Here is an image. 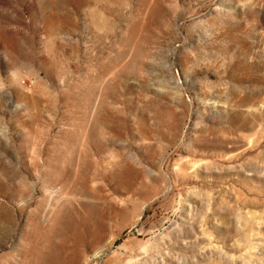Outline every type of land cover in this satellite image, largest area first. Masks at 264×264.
Wrapping results in <instances>:
<instances>
[{
    "label": "rangeland",
    "instance_id": "374dc122",
    "mask_svg": "<svg viewBox=\"0 0 264 264\" xmlns=\"http://www.w3.org/2000/svg\"><path fill=\"white\" fill-rule=\"evenodd\" d=\"M0 264H264V0H0Z\"/></svg>",
    "mask_w": 264,
    "mask_h": 264
}]
</instances>
